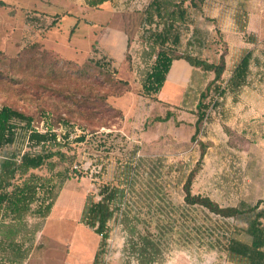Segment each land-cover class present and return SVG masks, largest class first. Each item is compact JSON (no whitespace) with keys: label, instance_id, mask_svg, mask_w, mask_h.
Wrapping results in <instances>:
<instances>
[{"label":"rangeland","instance_id":"rangeland-1","mask_svg":"<svg viewBox=\"0 0 264 264\" xmlns=\"http://www.w3.org/2000/svg\"><path fill=\"white\" fill-rule=\"evenodd\" d=\"M5 1L0 6V107L11 106L32 116L41 130L48 118L61 136L64 120L75 127L64 149L71 150L73 160L59 163L52 173L46 168L35 172L53 178L56 185H60L58 172L69 179L46 233L42 234L46 221L22 215L29 230L42 225L35 235L28 230L19 240L30 247L23 264H64L69 253L65 242L81 214L79 204L89 195L99 201V187L104 184L125 192L110 222L105 264H243L245 255L243 259L233 254L241 263L228 260V243L237 234L235 228L244 225L188 204L184 187L197 167L203 142L208 147L192 182L194 196L208 197L221 207L254 205L264 199V0H159L154 5L153 0H111L106 9L91 6L93 0ZM158 5L161 17L156 16ZM31 13L41 19L31 22ZM92 23L127 33L123 62L87 56L94 43L90 46L82 36ZM168 23L173 25L170 40L177 41L166 48L173 57L190 56V47L210 63L219 64L225 57V73L215 84L225 89V95L223 101L222 96H213L212 109L219 106L214 115L204 91L209 107L196 141L175 148L167 138L157 151L142 142L140 134L147 125L137 118L140 111L129 118L133 128L125 127L123 113L131 106L127 102L133 101L119 99L130 91L146 95V73L153 53L156 58L159 53L151 43ZM68 42L81 53L66 56L77 60L62 56V44ZM247 52L252 60L246 83L227 90V81ZM120 81L131 85L128 92ZM168 90L166 86L161 95L168 103L155 111L149 108L150 114L163 115L165 106H173L176 98H169ZM80 136L86 141L75 144ZM19 148L30 149L21 142L8 147L0 152V162ZM53 234L62 242L52 240ZM236 238L247 241L240 234ZM0 264L11 263L0 259Z\"/></svg>","mask_w":264,"mask_h":264},{"label":"trees","instance_id":"trees-1","mask_svg":"<svg viewBox=\"0 0 264 264\" xmlns=\"http://www.w3.org/2000/svg\"><path fill=\"white\" fill-rule=\"evenodd\" d=\"M109 1L111 0H93L90 5L96 7ZM158 2L159 0H153L152 4ZM0 6H5V3L0 1ZM157 11L156 16L161 17L162 7L158 5ZM154 17L155 15L150 17V24H153ZM28 19L31 22H36L41 18L31 13ZM172 31L173 25L168 23L164 27V31L160 32L151 43L153 48L159 50V53L157 58L154 57L156 56L155 53L152 55L154 62L146 73L143 87L146 95L158 94L165 83L166 75L173 60L177 59H184L193 67L215 74L214 80L206 89L209 96L207 97V94L203 92L197 105L196 132L192 137V142H194L200 134V125L205 120V112L209 107L208 103H205L206 97L208 99L211 93L213 96H223L225 93V89L215 87V84L222 80L226 70V62L224 56H222L219 64L192 56L173 57L169 51H166L168 46L177 44V41L170 40ZM102 58L106 62L109 60L107 57ZM152 59L150 56V60ZM251 59V52H247L241 58L227 84L228 89H239L246 83ZM120 82L127 87L126 92H128L131 85L127 81ZM172 116V113L168 112L165 117H157L154 121L167 122ZM45 121V128L41 130L35 126V119L32 116L11 106L0 107V152L20 142L21 145L26 144L30 148L28 151H23L22 148L16 149L0 162V259L11 264H23L29 256L30 247H26L25 242L19 241L25 237L29 230L27 222L22 220V215L30 213L34 218L45 221L50 215L65 182L69 179L67 174L58 172L56 175L60 177V185H56L53 178L44 177L35 172L46 168L49 173H52L59 163H67L73 160L75 156L70 157L68 154L70 149L67 152L64 151L71 143L74 125L64 120L62 123L64 132L61 136L58 135L53 126L49 125L48 118H45ZM116 137L117 135H115ZM85 141V137L80 136L74 140V143L82 144ZM199 145L200 159L196 169L191 172L185 184V201L192 206L200 205L223 219H233L244 225L241 228L237 226L235 232L243 235L247 241L245 243L240 242L236 238L237 234H234V238L228 243V260L241 263L240 259L233 256L237 253L242 255V258L244 255L246 256L243 264H264V199L258 200L256 204L251 206L243 204L240 207H221L208 197L194 196L191 191L192 182L196 172L203 164L208 147L203 142ZM125 177L130 178V174L126 173ZM120 184L122 186L123 183L120 182ZM124 195L125 192L122 187L104 184L99 187V201H95L93 196L88 197L82 213V223L101 236V243L94 264H105L104 257L111 233L110 222L115 219L118 209L116 204L124 199ZM41 226L35 225L31 228L32 232L29 230L30 235H35ZM29 242L32 244L31 239Z\"/></svg>","mask_w":264,"mask_h":264},{"label":"crops","instance_id":"crops-1","mask_svg":"<svg viewBox=\"0 0 264 264\" xmlns=\"http://www.w3.org/2000/svg\"><path fill=\"white\" fill-rule=\"evenodd\" d=\"M3 1L6 3L5 0ZM109 4L110 1L105 2L104 4L100 5V8L106 9ZM63 21L64 19L62 20V22ZM87 26V34L83 35L82 38L87 39L89 43L91 41L94 43V47L89 48V50L91 51H89L90 55H87L89 56V58H92L93 55L103 56L111 59L114 63H120L126 59L129 37L124 30L117 29L108 25L99 28V26L94 23ZM92 42L90 46H93ZM70 43L71 42L62 44V56L66 58H68V56H66L67 53H72L73 56H77L81 53L80 50H77L76 47L74 48V46H72V44ZM189 54L190 56L199 59L204 58L201 55L200 50L197 51V49H194V47L189 48ZM73 56H70L68 59L77 60V58H74ZM86 57L84 59H86ZM214 78L215 74L213 72H206L201 68L193 67L188 61L184 59L173 60L170 70L166 75L165 83L158 94L136 96L135 93L130 91L119 99L123 100L125 98H131L133 101L131 103L130 101L127 102L131 106L128 109L124 110L123 113V118H125L126 123L125 127L127 129L133 128V125H131L129 118H131V116H133V114H135L136 112L138 113L140 111L141 117L137 118L140 121L142 120L143 125H147L146 130L142 134H140L142 142L150 146H155V150L157 151L158 148H162V144L167 140V138L173 142L172 146L175 148H178L179 146H181L182 148L189 146V144H191L192 142V137L196 132V124L198 119L196 112L201 94L207 89ZM166 86H168L169 88V90L167 91L168 97H172L173 99L176 98V102L172 104L173 106H170V104L168 106H165V112L163 113V115L150 114L147 111L149 110V108L155 111L157 106L168 103L167 101L162 99L161 96ZM139 100H141V102ZM221 100L223 101V96L221 97ZM208 101L211 105L210 111H213L214 115H217L218 110H215L216 107L212 109V103L214 101L212 93L208 98ZM219 102L220 101H218L217 103ZM141 104H144L146 108H144L143 110H140L139 108L137 111L136 107L140 106ZM227 106L228 104H225V107ZM216 109H219V106ZM168 112H171L173 115L169 121H154V119L157 117H165ZM133 120L134 119H132L131 121ZM145 144L144 146L146 147ZM62 191L63 189L61 190L50 215L45 220L46 222L44 224V228L42 229V234L46 233L45 229L49 228L47 226L48 223L54 219L53 212H55L56 210L57 201L59 200ZM90 196L93 195H89L88 197ZM88 197L83 198L82 204H79L81 214L79 216V219L73 222L74 229L71 235L66 239L67 241L65 242V245L68 247L69 253L64 259V264H94L95 256L99 249V244L101 243V236L82 223V213L87 203ZM248 206L251 205L249 204ZM67 215L68 214H66L65 216ZM52 240L58 243L62 242L55 234L52 235Z\"/></svg>","mask_w":264,"mask_h":264}]
</instances>
